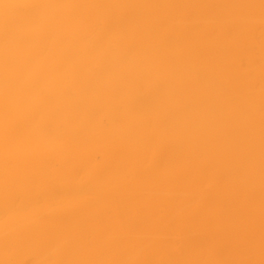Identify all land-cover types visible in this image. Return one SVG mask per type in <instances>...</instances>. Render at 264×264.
Here are the masks:
<instances>
[{
  "label": "bare ground",
  "instance_id": "6f19581e",
  "mask_svg": "<svg viewBox=\"0 0 264 264\" xmlns=\"http://www.w3.org/2000/svg\"><path fill=\"white\" fill-rule=\"evenodd\" d=\"M0 264H264V0H0Z\"/></svg>",
  "mask_w": 264,
  "mask_h": 264
}]
</instances>
